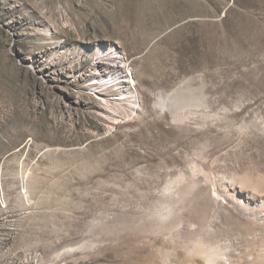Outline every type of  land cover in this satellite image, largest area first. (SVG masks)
I'll return each mask as SVG.
<instances>
[{"label":"rangeland","instance_id":"1","mask_svg":"<svg viewBox=\"0 0 264 264\" xmlns=\"http://www.w3.org/2000/svg\"><path fill=\"white\" fill-rule=\"evenodd\" d=\"M0 264H264V0H0Z\"/></svg>","mask_w":264,"mask_h":264},{"label":"bare ground","instance_id":"2","mask_svg":"<svg viewBox=\"0 0 264 264\" xmlns=\"http://www.w3.org/2000/svg\"><path fill=\"white\" fill-rule=\"evenodd\" d=\"M127 57L120 50L102 52L96 62L93 64L91 89L115 88L117 95L112 97L117 102L128 101L134 106L138 101V93L134 86V78L128 69ZM98 98L101 102L110 101L109 96L102 95L100 92ZM113 102V101H111Z\"/></svg>","mask_w":264,"mask_h":264}]
</instances>
